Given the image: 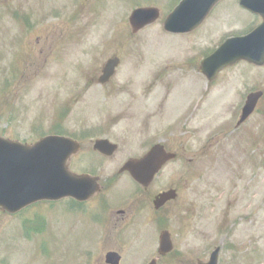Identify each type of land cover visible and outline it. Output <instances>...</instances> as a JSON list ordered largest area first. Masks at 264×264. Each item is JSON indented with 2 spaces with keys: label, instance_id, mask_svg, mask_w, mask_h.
Returning a JSON list of instances; mask_svg holds the SVG:
<instances>
[{
  "label": "rangeland",
  "instance_id": "374dc122",
  "mask_svg": "<svg viewBox=\"0 0 264 264\" xmlns=\"http://www.w3.org/2000/svg\"><path fill=\"white\" fill-rule=\"evenodd\" d=\"M176 3L0 0V134L33 142L61 132L81 140L83 149L71 169L86 171L96 163L103 195L113 193L106 217L104 198L97 206L88 205V211L65 198L40 208L39 218L45 212L52 235L48 227V241L38 234L43 253L32 259L31 248L38 244L31 241L35 234L29 220L0 213V264H110V251L121 254V264H149L158 256L163 224L148 209L139 223L131 220L133 215L117 214L132 202L133 207L147 204L142 195H128L127 173L114 186L107 183L160 136L181 156L162 172L160 188L176 187L180 176L183 181L179 200L165 214L174 250L159 257L158 264L208 262L216 247L221 248L219 264H264V95L247 121L237 124L248 94L264 91V66L242 62L212 83L191 67L259 20L238 0H222L194 33L168 34L163 22ZM148 4L162 8L159 20L133 32L130 15ZM114 56L121 59L114 77L119 88L130 86L135 71L137 77L153 68L164 80L187 78V73L190 78L181 89L156 85L151 97L139 94L135 101L115 91V82L98 81ZM138 60L146 64L135 69ZM182 102L194 109V122L185 123ZM160 118L161 124L149 125ZM97 138L118 144L114 156L103 160L91 151Z\"/></svg>",
  "mask_w": 264,
  "mask_h": 264
},
{
  "label": "water",
  "instance_id": "95a60500",
  "mask_svg": "<svg viewBox=\"0 0 264 264\" xmlns=\"http://www.w3.org/2000/svg\"><path fill=\"white\" fill-rule=\"evenodd\" d=\"M218 1H182L166 20V29L187 32L197 28ZM261 2L264 0H241L244 7L256 13L260 11ZM156 11L151 8L137 9L131 16V23L137 28L143 27L156 19ZM261 15L263 23L250 34L228 39L202 62L201 71L209 79H214L223 68L240 60L257 65L264 64V12ZM117 63L116 59L108 62L105 68L106 77L113 73ZM262 95L263 92L259 91L248 96L239 124L254 112ZM95 147L107 153L114 149L106 140H98ZM79 149V143L62 136H46L34 144L0 136V208L16 212L38 200H56L65 196L83 200L93 195L98 189L97 178L74 173L69 168L72 155ZM172 156L163 148L155 147L144 158L127 162L124 169L129 170L136 180L147 183L150 175ZM169 194H163L162 198L165 200ZM172 249L170 234L163 232L159 252L166 254ZM219 250L217 248L212 253L208 263L199 264H218ZM107 259L113 264H118L120 260L114 252L109 253ZM151 264H156V261Z\"/></svg>",
  "mask_w": 264,
  "mask_h": 264
},
{
  "label": "flooded vegetation",
  "instance_id": "af4514ba",
  "mask_svg": "<svg viewBox=\"0 0 264 264\" xmlns=\"http://www.w3.org/2000/svg\"><path fill=\"white\" fill-rule=\"evenodd\" d=\"M239 3H240V0H238V4ZM262 3H263L262 5H264V2H262ZM149 5L150 6H154V7H159V6L155 5V4H149ZM159 9H160V13H161L162 8L159 7ZM260 11L261 12H264V8L263 7H260ZM258 18L260 19V21L262 20V18L260 16H258ZM133 31L136 32L134 29H133ZM141 63L146 64V61L140 62L138 60L135 69H137V67H140V64ZM155 64H156V62L154 61L152 64H150V67H154ZM104 67L102 68V72H101L100 76L98 77V81L99 82H100V77L103 74ZM118 67H117V69H118ZM191 67H192V69H198V71H199V62H194V65L191 62ZM117 69H116L115 74L110 79L107 80L109 83H114L115 82L114 77L117 74ZM153 70H154V68L152 70H150V71H147L144 75L141 76V74H140L137 77L134 76L135 73H136V71H135V73L132 74L133 75L132 76V80H130V82H129L130 83V86H128L127 88H122V87L119 88L120 87V82H118L116 80V82H115V85L116 86L114 88L115 91H118L119 92V90H123V94H127L128 93V94H131V95L135 96V101H136L137 100V95H139V94H145L146 97H151V95H150L151 94V90L156 85H162V87H164V86L167 85L169 87V89H173V90L175 88L181 89L183 86H186L185 81H188L189 78H190L189 73H187V76H188L187 78H185L183 76V77H179V78H177L175 80H174V78H170V79L168 78V80H164L163 77H161L160 75H158V72H154ZM156 71H157V69H156ZM161 72H163V71H161ZM148 74H152L154 76L158 75V76H156V77L147 76ZM166 93L168 94V90L166 91ZM154 94H155V92L152 93V95H154ZM189 95H193L194 96L193 93H191ZM193 96L189 98V100L187 101V103L193 99ZM163 101L164 102L167 101V96L164 98ZM182 104L183 105L180 106V107H181V109H185L183 111V113H182L183 115H185V117H184L185 123L187 124L189 122H194V118H195L194 109H190V108H187V107L185 108L184 102H182ZM191 104H192V102H191ZM148 116L151 117L152 116V113L150 112L148 114ZM148 116H147V119H149ZM161 119L162 118H160L159 121L156 120V119L155 120H151V122H149V125H151L152 123L154 124L156 121L159 124H161ZM99 139H101V138H99ZM104 139L108 140L109 143H112L108 138H104ZM78 141L81 143V150H82L84 145H83V143H82L81 140H78ZM116 145H117V149L116 150H118V144H116ZM156 145H162V146L165 147V149L167 151H171L173 153H176L173 150H170L169 149V147L167 146L166 142L163 141L162 136H160V139L158 141H156L155 143L151 144L149 146V148L147 149V151L144 152V154L148 153ZM110 147H112V144H110ZM91 151L92 152L94 151L95 153L99 154L100 155V158L103 159V160L106 159V158H109V157L114 156V153L112 155H106L105 153H103V151L96 150L95 149V142H94V147H93V149H91ZM79 154L80 153H78L77 155H75L72 158V160H71V167H73V161H75L74 158L76 156H78ZM176 155L177 156H176V158L173 161H171L169 163L167 162L157 173H155V175H153L151 181L147 185H145V184L143 185V184L137 182L132 177V175L129 172H121V168H120L119 169V172H117V175L115 177H113V178H111V179L108 180L109 182L107 184L109 185V187L114 186V184L116 183L115 181L116 180L117 181L119 180V177L121 176V174L127 173V174H125V175H127V178H125V179L128 181L129 185L127 187H125V188H129V189L132 190V192L128 193V195H131L133 197H134L135 194H139L140 197L142 195V197L140 198V200L141 201H145L147 204H139V205L133 207L134 204L132 202L131 203L132 205L131 206H128V208H126V209L125 208L119 209L117 211V214H119L120 216L122 215V217H125V218L128 217V216L133 215L132 218H131V220L134 219V221H136L137 223H139L140 220L142 219V218H140L141 214H143L144 212L146 213L147 212V209H148V213L157 216V219H158L157 221L160 224H163V227L160 230V233L163 230H167L168 228L165 227L166 222H167L166 217H165V214L167 213V207H169V205H173L175 202H177L179 200V198L181 196V193H182L181 184H182L183 178H182V176H180L178 178V182L176 184V187L175 186H170V187H168L166 189H161L160 188L159 179H160V177L162 175V172L165 170V168L168 166V164H171L172 162H175L177 160H180L181 156H179V154H177V153H176ZM134 158H138V157H134ZM80 162H82V159H81ZM100 163H102V162H100ZM80 164H82V163H80ZM82 167L85 168V166H82ZM97 168H99V167H98V165L96 163H90L89 164V170L88 169L86 171L85 170H82V171H85V172H81L80 170L79 171L81 173H88L90 175L99 177V186H98L99 191H98V193H96L90 199H86V200H83V201H79L77 199L75 200V199H72L70 197L69 198H65V199L71 200L74 203H77L79 205H82L83 208H85L88 211V205L95 203V205L97 206L98 203L101 201V199L104 198V199H106L104 201V203H105V207H104V217H106L107 215L105 216V214L108 213V210H110V205H109L110 199L109 198H112L113 193L109 194L112 190H108L107 196L103 195V191H104V188L105 187H104V184L102 183L101 176L98 175V173L96 171ZM171 189H174L176 191V195H177L176 198L174 200H170V201L165 202L163 205L157 204L156 203L158 201L157 198L160 197V195L162 193H164V192H166L168 190H171ZM128 190H125V193ZM131 193H133V195ZM96 198H97V200H96ZM128 198H129V196L127 197V199ZM54 202L55 201H41V202L35 203L33 205H30V206H28L26 208H23L22 210H20L16 214H11L9 212L0 211V213H2V214L11 215V217H12V215H14L17 219H18V217H21L24 220H29V223L31 224V229H29V230H31L35 234L34 239L31 240V241L34 242L36 240V244H38V245H35L34 247L31 248L34 251V253H32V254L29 255V257L31 259L33 258V256H34L35 253L36 254H40L42 252L41 251L42 247H41L40 243H37L38 242L37 238H38V234H41L42 237H46L45 233H46V229L48 227L47 226L48 221L46 219L45 220L43 219V218H45L44 217L45 212H41V214H43V216H42V218H39L40 215L37 213V211L40 210V208H42V207H48L49 205H52V203H54ZM151 205L153 206V209L154 210L152 209V207H150ZM31 211H33V212H31ZM177 211L179 213H181V210L179 209V204H178ZM29 212H31V213H29ZM149 214H146V216H145L146 222L150 218V215ZM105 221L106 220H104L103 223H105ZM17 222L19 224L18 228H21L22 226L20 225L19 221H17ZM143 222H141L139 225H141ZM39 224H41V227L38 226ZM115 224H117V223H115ZM142 225H144V224H142ZM146 225L147 224L144 225L145 228L147 227ZM48 234L50 235V238H51L52 233H51V228H49V227H48ZM45 240L48 241V237H46ZM6 252H8V251H6ZM121 260H122V258H121ZM21 264H26V263H23L22 262Z\"/></svg>",
  "mask_w": 264,
  "mask_h": 264
}]
</instances>
